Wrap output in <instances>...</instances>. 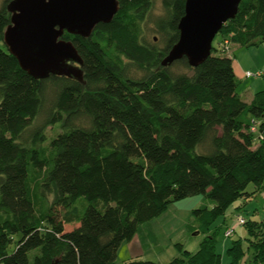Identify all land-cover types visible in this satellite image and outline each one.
<instances>
[{
  "label": "trees",
  "instance_id": "16d2710c",
  "mask_svg": "<svg viewBox=\"0 0 264 264\" xmlns=\"http://www.w3.org/2000/svg\"><path fill=\"white\" fill-rule=\"evenodd\" d=\"M8 1L0 5V264H113L139 224L197 194L205 201L186 225L203 234L195 251L175 243L166 263L119 264H223L217 219L264 190V87L243 99L226 53L230 44L264 45V0H240L197 66L185 57L160 64L185 0H160L161 46L141 37L154 0H117L89 36L61 35L81 59V81L34 78L19 66L2 40ZM130 65L142 74L130 75ZM57 123L49 139L45 128ZM241 227L226 264H264V222L244 218Z\"/></svg>",
  "mask_w": 264,
  "mask_h": 264
},
{
  "label": "water",
  "instance_id": "95a60500",
  "mask_svg": "<svg viewBox=\"0 0 264 264\" xmlns=\"http://www.w3.org/2000/svg\"><path fill=\"white\" fill-rule=\"evenodd\" d=\"M240 0H185L177 23L178 38L160 64L185 57L191 66L210 53L211 42L223 23L232 18ZM117 0H9V23L3 43L19 66L34 78L50 74L81 81V59L64 31L89 36L99 22H108Z\"/></svg>",
  "mask_w": 264,
  "mask_h": 264
},
{
  "label": "rangeland",
  "instance_id": "374dc122",
  "mask_svg": "<svg viewBox=\"0 0 264 264\" xmlns=\"http://www.w3.org/2000/svg\"><path fill=\"white\" fill-rule=\"evenodd\" d=\"M2 1L3 0H0V5ZM161 13L162 9L160 0H154L149 14L142 23L141 31V37L143 40L155 42L158 46L162 45V36L155 32L154 21L161 15ZM220 41L221 36L218 32L214 36L211 45L214 48H218ZM229 47L230 49L226 55H229L232 58L234 73L239 79L236 91L243 99H247L250 91L254 93L264 87L263 76L248 78L244 75L246 70L256 71L264 69V45L259 44L244 47L238 44H230ZM129 72L133 77H139L142 74L141 70H138L131 65L129 66ZM58 125L59 124L57 123L52 127L47 126L45 128V134L49 139L60 130ZM253 188L254 185L249 183L246 187V191L250 192ZM51 200L52 194L48 197V201L51 202ZM204 201L205 197L201 194L184 197L171 202L167 209L158 215L157 218L154 217L155 219H150V223H146L147 221L141 223L137 231L139 234L147 233L146 244H149V250H146L143 256L145 257L144 259H152L159 261L160 263L168 262L173 256L178 254L175 243H180L186 250L195 251L203 234L188 231L186 225L192 219L191 210L198 207ZM263 202L260 191L255 192L249 200L243 201L242 198L236 199L225 213L228 215L226 217L228 223H230L236 214H241L245 219H261L263 215ZM83 203L85 204V201H83ZM237 206H240V208H237ZM59 212H63V209H59ZM217 220L220 222L221 218ZM74 224L75 223H66L64 224V228L70 230ZM149 225H151L152 228H150ZM223 229L224 226L222 225L217 238L216 249L218 252L222 253L221 257H223V264H226L229 257L226 255V252L222 250V242L224 241L229 244L231 239H236L238 237L242 239L243 235L238 231H235L234 235L231 237L223 238ZM128 243L129 241L123 242L113 264H119L125 259L127 255L125 250ZM12 245L13 244H11L10 247H12Z\"/></svg>",
  "mask_w": 264,
  "mask_h": 264
},
{
  "label": "crops",
  "instance_id": "0c3cea01",
  "mask_svg": "<svg viewBox=\"0 0 264 264\" xmlns=\"http://www.w3.org/2000/svg\"><path fill=\"white\" fill-rule=\"evenodd\" d=\"M233 65V64H232ZM234 68V67H233ZM252 92L250 91L249 93H248V98L247 99H245V100H249L250 98H251V96H252ZM260 193L262 194V200L264 201V190H261L260 191ZM251 196H253V194L251 195ZM251 196H249L248 198H246V199H243V201L245 200H249L250 199V197ZM263 205V204H262ZM228 215L226 214V215H224V218H222L221 219V221L219 222L218 220L216 221V224L218 225L219 223H221V222H224V224H223V226H227V225H230L233 221V219L230 221V223H228V221H227V217ZM157 218V217H156ZM153 219H155V218H153ZM220 219V218H219ZM152 220V219H151ZM151 220H149V221H147L146 223H150V221ZM222 220H224V221H222ZM140 225V224H139ZM139 225H138V227H139ZM150 226V228H152V226L151 225H149ZM138 227H137V230H138ZM136 230V233H135V235L132 237V239L131 240H129V243H128V246H126V257H125V259H123L122 261H124V260H129V259H137V258H139V259H144L145 257H143L144 256V254H145V251L146 250H149L148 249V247H149V244H146L147 243V233H142V234H139V232ZM236 231H238L239 233H241V234H244V229H243V227H241V226H238V227H236V229H235ZM138 232V233H137ZM131 241V242H130ZM154 242V241H153ZM123 244V242L121 243V245ZM121 245L119 246V248H118V250H117V253H118V251L120 250V247H121ZM222 250L223 251H225V249L228 247V243H226V242H222ZM221 256H222V253H221ZM222 258L223 257H221V261H222ZM149 260H152V259H149ZM152 261H154V262H159V261H155V260H152ZM222 263H223V261H222Z\"/></svg>",
  "mask_w": 264,
  "mask_h": 264
},
{
  "label": "built area",
  "instance_id": "2783aa9c",
  "mask_svg": "<svg viewBox=\"0 0 264 264\" xmlns=\"http://www.w3.org/2000/svg\"><path fill=\"white\" fill-rule=\"evenodd\" d=\"M226 44V42H225ZM227 48V44L225 45ZM264 74V69L262 70H256V71H251V70H246L244 72L245 77H259ZM262 212L263 215L261 217L262 221L264 222V202L262 205ZM244 223V217L242 215H237L234 217L233 222L230 225H227L224 230H223V238H229L234 234V231L236 227L241 226Z\"/></svg>",
  "mask_w": 264,
  "mask_h": 264
}]
</instances>
